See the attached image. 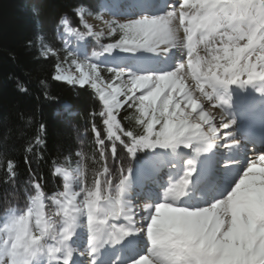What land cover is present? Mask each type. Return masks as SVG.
Instances as JSON below:
<instances>
[{"label":"snow or ice","instance_id":"1","mask_svg":"<svg viewBox=\"0 0 264 264\" xmlns=\"http://www.w3.org/2000/svg\"><path fill=\"white\" fill-rule=\"evenodd\" d=\"M118 7L110 14L121 18L97 14L95 30L85 19L90 0H73L57 23L101 49L77 54L65 43L56 70L76 71L53 79L100 102L90 116L103 172L81 183L79 164L75 176L54 164L63 190L46 196L40 124L23 149L26 210L3 220L0 264H264V0ZM50 51L45 46L43 56ZM122 111L134 125L122 123ZM18 167L8 159L0 182L11 187ZM45 201L55 213L45 215Z\"/></svg>","mask_w":264,"mask_h":264},{"label":"trees","instance_id":"2","mask_svg":"<svg viewBox=\"0 0 264 264\" xmlns=\"http://www.w3.org/2000/svg\"><path fill=\"white\" fill-rule=\"evenodd\" d=\"M99 1L90 0L91 11L97 10ZM72 3L73 0H0V181L5 178L8 159L19 164L17 182L11 187L0 182V218L9 208H26L29 170L24 164L23 149L40 124L46 126L48 140L47 158L39 162L38 168L46 196L62 190V181L53 171L54 164L68 166L79 161L83 183L86 178L88 184L98 171L103 172V161L98 162V155H94L97 149L90 116L93 110H101L100 102L89 90L53 79L64 52L57 36V23L61 15L70 12ZM33 8L39 10L38 15H33ZM77 23L74 21L73 26ZM93 39H89V49L99 47ZM102 41L114 42L109 38ZM45 46L51 49L47 57L43 56ZM18 85L27 91H20ZM126 115L122 111L118 118L127 126L134 125V121L123 119ZM96 123L103 131L102 122L97 119ZM118 151L124 158L123 150ZM108 167L113 176L118 175L112 167L111 154ZM33 168H37L36 163Z\"/></svg>","mask_w":264,"mask_h":264},{"label":"rangeland","instance_id":"3","mask_svg":"<svg viewBox=\"0 0 264 264\" xmlns=\"http://www.w3.org/2000/svg\"><path fill=\"white\" fill-rule=\"evenodd\" d=\"M126 2H127V0H117V2H116L117 6L112 3L111 7L113 8V12L122 11V8L118 7V5H123ZM100 13H103L105 20L120 19L121 18L119 16H113L110 14V12H106V11H102V10L99 13H93V12L86 13L85 19H86L87 23L93 25L95 30H100L102 27V21L96 19L97 14H100ZM59 37L63 41V48H64V44L67 43L69 45L70 49L75 51L77 54H80L85 48L87 50L88 39L81 41L77 37L63 32V30H61V29L59 30ZM95 39H93V42H97ZM99 39H100V43L108 44V43L101 42L102 40L107 39V37H100ZM110 43H114V42H110ZM98 46H99V44H98ZM91 53L87 52V54H89V55H91ZM75 71H76L75 68H69L67 64H64L63 67L59 71L56 70V75H62V74H66L67 72H75ZM63 83L67 84L66 82H63ZM77 164H79V162L76 164L70 165V167L67 168L68 171L73 176L77 175L75 172V170L77 168ZM62 168H64V167H62ZM56 175L60 176L64 182V178H63L62 174H56ZM78 175L80 176V173ZM80 180H81V178H80ZM73 187H74L73 189H75V191H79V186L75 182L73 183ZM24 210H26V209H24ZM44 211H45V215H47L49 212L55 213L56 209L54 207H50V209H46V201H45ZM12 212H19V211L15 210V209L8 210L6 212V214L0 218V227L3 226V220L6 219L7 216L11 215ZM32 223L34 224V221H32ZM84 240H85V238H84Z\"/></svg>","mask_w":264,"mask_h":264},{"label":"bare ground","instance_id":"4","mask_svg":"<svg viewBox=\"0 0 264 264\" xmlns=\"http://www.w3.org/2000/svg\"><path fill=\"white\" fill-rule=\"evenodd\" d=\"M200 54H201L202 56L204 55L203 46H201ZM82 237H83V234L81 235L80 238H78V240L76 241V244H77V243H78V244L80 243L81 245L83 244V243H82V239H83ZM76 244H74L73 246L75 247ZM77 259H78V257H77Z\"/></svg>","mask_w":264,"mask_h":264}]
</instances>
